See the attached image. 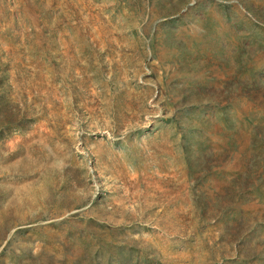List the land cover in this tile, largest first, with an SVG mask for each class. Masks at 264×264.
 Returning <instances> with one entry per match:
<instances>
[{
    "label": "rangeland",
    "instance_id": "obj_1",
    "mask_svg": "<svg viewBox=\"0 0 264 264\" xmlns=\"http://www.w3.org/2000/svg\"><path fill=\"white\" fill-rule=\"evenodd\" d=\"M0 264H264V0H0Z\"/></svg>",
    "mask_w": 264,
    "mask_h": 264
}]
</instances>
